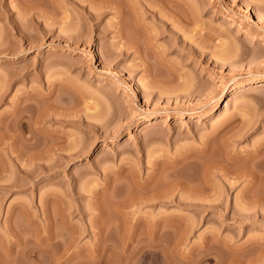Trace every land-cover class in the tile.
Masks as SVG:
<instances>
[{"label":"rangeland","instance_id":"1","mask_svg":"<svg viewBox=\"0 0 264 264\" xmlns=\"http://www.w3.org/2000/svg\"><path fill=\"white\" fill-rule=\"evenodd\" d=\"M122 1L148 72L112 7L0 0V263L264 264V0Z\"/></svg>","mask_w":264,"mask_h":264},{"label":"bare ground","instance_id":"2","mask_svg":"<svg viewBox=\"0 0 264 264\" xmlns=\"http://www.w3.org/2000/svg\"><path fill=\"white\" fill-rule=\"evenodd\" d=\"M89 1V0H88ZM92 1V0H91ZM94 1V0H93ZM97 1H99L98 3H97ZM95 2L97 3V4H100V2H101V4L103 5V8L104 7H106L107 6V8L109 7V8H111L112 7V9L114 8V10L116 11L115 13L117 14V21H116V24L118 23V25H117V33H118V35H119V39H123L122 41H121V44H120V46H118V54H123V53H125L128 49H130V48H132L133 49V52L134 53H136L137 55L139 54H141L142 52H144V48H146V47H149V46H151V44L149 43V41H146V40H140L139 38H137V37H133L134 39H132L131 37V39L129 38V33H128V31L126 32L125 31V29L126 28H124V22H125V20L124 19H126V16H128V18H131L130 20L133 22V23H131L134 27H132V28H138V30H140V29H143V28H145V26L143 27L142 26V24L140 23V21L138 22L137 21V18H136V20L134 19V15H135V13L133 12L134 10L132 9V8H130V9H126V8H124L125 6V3H123L124 1H122V0H95ZM126 2V1H125ZM128 2V1H127ZM75 4H77L76 2H74ZM79 4V3H78ZM27 6V5H26ZM29 6V5H28ZM32 6V5H31ZM24 7H25V5H24ZM83 7V6H82ZM27 8V7H26ZM29 8H31L30 6L28 7V9ZM146 11L147 12H149L150 14H154L155 12L154 11H152L150 8H149V6L147 7L146 6ZM86 14H89L90 15V17L91 18H93V15L90 13V12H86ZM92 15V16H91ZM134 16V17H131V16ZM94 17H95V14H94ZM159 18V17H158ZM157 18V19H158ZM133 19V20H132ZM128 20V19H127ZM129 20V21H130ZM160 20H161V18H160ZM161 21H163V20H161ZM18 23V22H17ZM12 25H14V24H12ZM127 25V24H126ZM165 28H166V22L165 21H163V24H162ZM15 26V25H14ZM18 28V27H17ZM168 28V27H167ZM22 30V29H21ZM131 30V29H130ZM137 30V29H136ZM17 32H19L18 30H16ZM130 32V31H129ZM79 39V38H78ZM128 52V51H127ZM243 54V53H242ZM144 56L141 58V61H140V65L141 66H143V68H144V70L145 71H147L148 72V70L150 69L149 67H151V66H149V65H151L150 63H151V61H148V57L146 56V54H145V52H144V54H143ZM158 57V56H157ZM218 60L219 61H223L224 59L223 58H218ZM217 60V61H218ZM157 63H162L161 62V60L159 59V57L157 58ZM149 68V69H148ZM153 69V68H152ZM151 69V70H152ZM151 72V71H150ZM155 72V71H154ZM153 72V73H154ZM155 75V74H154ZM212 75H214V72H212L211 73V76ZM156 76H157V74H156ZM156 80V79H155ZM154 79H153V83H154V81H155ZM261 85H264V81L263 80H258V81H256L255 82V86H261ZM245 91V88H244V86L243 85H239L238 87H236L230 94H229V98L227 99V101L229 102L231 99H233V98H235V97H237L239 94H241V93H243ZM139 93H141L140 91H139ZM227 103V102H226ZM38 108V107H37ZM40 111H42V110H40ZM37 113V112H36ZM39 113V112H38ZM41 113V112H40ZM244 114H245V112H243ZM243 113H241V115L242 116H244V114ZM42 115H43V113H42ZM17 116V115H16ZM35 116V115H34ZM235 115H229V114H227L226 113V110H223L222 112H221V116H220V119L219 120H217V122H216V124H214V126H212V133L213 132H215L216 133V131L220 128V127H222V125L224 124L225 125V123L226 122H229V120H231L232 119V117H234ZM21 117V116H20ZM236 117V116H235ZM234 117V118H235ZM18 118V117H17ZM22 118V117H21ZM20 118V119H21ZM39 118V117H38ZM42 118V117H41ZM45 118V117H44ZM37 120V119H36ZM35 120V121H36ZM40 120H42V119H40ZM245 122H244V120L242 121V122H244L243 123V126L244 127H242V130H241V127H240V132H239V129L237 130L239 133H240V135L239 136H241V135H244L245 134V132L248 130V128H250L251 127V125H252V122H251V119H246L245 118ZM253 120V119H252ZM21 121V120H20ZM24 121V120H23ZM27 121V120H26ZM39 121V120H38ZM27 123V122H26ZM29 123V122H28ZM26 125V124H25ZM18 126V125H17ZM20 126V125H19ZM21 126L23 127V125L21 124ZM21 127V128H22ZM20 128V129H21ZM35 129H36V127H34ZM41 129V128H40ZM38 130V129H37ZM7 131V130H6ZM5 131V132H6ZM32 132V131H31ZM40 132V131H39ZM218 132V131H217ZM18 133V132H17ZM38 133V132H37ZM211 133V134H212ZM14 134V133H13ZM43 134V133H42ZM15 135V134H14ZM5 136V135H4ZM44 136V135H43ZM42 136V137H43ZM1 138V137H0ZM46 138V137H45ZM28 139V138H27ZM44 140V139H43ZM1 141V140H0ZM28 142V141H27ZM26 142V143H27ZM36 143V142H35ZM35 143L33 144L34 146H35ZM45 143H46V140H45ZM74 144H73V147H76L75 145H77L75 142H73ZM23 144V143H22ZM25 144V143H24ZM30 144H32L31 142H30ZM37 144V143H36ZM41 144H44V142H41ZM27 145H29V144H27ZM39 145V147H40V144H38ZM38 145H36L35 146V148L38 146ZM45 145H47V144H45ZM56 145V144H55ZM54 145V146H55ZM68 145V146H67ZM72 144L70 143V145H69V143H67V144H57L55 147V150H57L58 151V149H60L59 151H61V152H58V153H60L59 155H60V157H58L59 158V160H60V163L62 162V161H64L63 160V158H69L71 155H72V153L70 154V150H72V149H70ZM31 146V145H30ZM33 146V147H34ZM49 146V147H48ZM48 146H46V147H48L47 149H44V150H46L45 152H47L48 150L50 151V150H54V147H50L51 145L50 144H48ZM52 146H53V144H52ZM23 147V146H22ZM32 147V146H31ZM68 147V148H67ZM70 147V148H69ZM72 147V148H73ZM27 148V147H26ZM41 149V151L43 150V148H45L44 146H42V147H40ZM66 148V149H65ZM24 149V148H23ZM32 149V148H31ZM34 149V148H33ZM36 149H39L38 147L36 148ZM64 149V150H63ZM28 150H29V148H28ZM44 150L41 152L40 151V157L42 156V157H45L44 156ZM54 150V151H55ZM66 150L68 151L67 153L68 154H66L65 152H66ZM73 150H74V148H73ZM78 151V150H77ZM76 151V153H78ZM39 152V151H38ZM51 152V151H50ZM43 153V154H42ZM49 153V152H48ZM48 153H47V155H48ZM75 153V154H76ZM39 154H38V157H39ZM42 154V155H41ZM31 155V154H30ZM46 155V154H45ZM46 155V156H47ZM56 155H57V153H56ZM74 155V154H73ZM72 155V156H73ZM29 156V155H28ZM36 156H37V154H36ZM234 156V155H233ZM247 156L250 158H252L253 160L252 161H254L253 163L256 165V164H261L260 165V167H262V165H264V142H260V143H257V144H255L254 145V148L251 150V152H249L248 154H247ZM31 157V156H30ZM33 157V156H32ZM39 157V158H40ZM230 157H232V156H230ZM37 158V157H36ZM250 158V159H251ZM42 159V158H41ZM232 159V158H231ZM62 160V161H61ZM250 162V161H249ZM255 165H252L253 166V169H254V166ZM47 166V165H46ZM258 166V165H257ZM49 167H50V165H49ZM260 167H258L259 169H260ZM256 168V167H255ZM243 169H245V166H244V168ZM252 169V168H251ZM248 170V169H247ZM248 171H250V170H248ZM248 171H245L244 172V170L243 171H241V173L242 174H239V176L241 175H243V173L245 174L246 172L248 173ZM253 171V170H252ZM251 172V171H250ZM239 173V172H238ZM249 174H251V176H253V178H254V175H255V173H249ZM248 174V175H249ZM250 176V177H251ZM248 180H250V179H248ZM253 180V179H252ZM251 180V181H252ZM251 181H249V182H251ZM158 193V192H157ZM161 193V192H160ZM153 195V194H152ZM149 196V195H148ZM152 198V197H151ZM48 225H49V223H48ZM2 234V233H1ZM0 234V235H1ZM45 237V236H44ZM40 238V237H39ZM45 238H47L48 239V237H45ZM34 239V238H33ZM42 239H44V238H42ZM4 240H5V238H4ZM44 240H46V239H44ZM36 241V240H35ZM62 242V241H61ZM60 243V242H59ZM3 244H4V242H3V237L2 236H0V248H2V246H3ZM64 245H66V244H64ZM5 246V245H4ZM69 246V245H68ZM67 246V247H68ZM63 248V247H62ZM35 250H37V249H35ZM44 250H45V248H44ZM55 250V249H54ZM3 251H5L4 249H3ZM46 251V250H45ZM66 251V250H65ZM11 253V252H10ZM51 253V252H50ZM63 253H65V252H63ZM2 256H3V254H1ZM4 257V256H3ZM5 259V258H4ZM1 261V260H0ZM4 262V261H3ZM6 262V261H5ZM42 263V262H41ZM0 264H2V263H0ZM5 264V263H4Z\"/></svg>","mask_w":264,"mask_h":264}]
</instances>
